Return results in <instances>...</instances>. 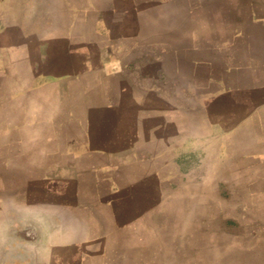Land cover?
I'll use <instances>...</instances> for the list:
<instances>
[{
    "label": "crops",
    "instance_id": "obj_1",
    "mask_svg": "<svg viewBox=\"0 0 264 264\" xmlns=\"http://www.w3.org/2000/svg\"><path fill=\"white\" fill-rule=\"evenodd\" d=\"M0 264H264V0H0Z\"/></svg>",
    "mask_w": 264,
    "mask_h": 264
}]
</instances>
